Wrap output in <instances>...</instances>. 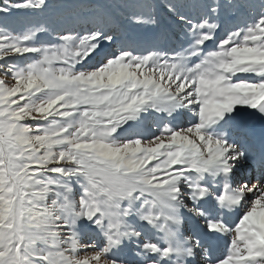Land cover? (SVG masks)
<instances>
[{
    "label": "snow or ice",
    "instance_id": "snow-or-ice-1",
    "mask_svg": "<svg viewBox=\"0 0 264 264\" xmlns=\"http://www.w3.org/2000/svg\"><path fill=\"white\" fill-rule=\"evenodd\" d=\"M0 264H264V0H0Z\"/></svg>",
    "mask_w": 264,
    "mask_h": 264
},
{
    "label": "trees",
    "instance_id": "trees-1",
    "mask_svg": "<svg viewBox=\"0 0 264 264\" xmlns=\"http://www.w3.org/2000/svg\"><path fill=\"white\" fill-rule=\"evenodd\" d=\"M52 4L54 6H61V5H64V4H69V3H74L76 2V0H69V1H65V0H51ZM24 18L23 17H14L13 20L14 21H22ZM14 26L19 28V27H22V24L21 23H14Z\"/></svg>",
    "mask_w": 264,
    "mask_h": 264
},
{
    "label": "rangeland",
    "instance_id": "rangeland-1",
    "mask_svg": "<svg viewBox=\"0 0 264 264\" xmlns=\"http://www.w3.org/2000/svg\"><path fill=\"white\" fill-rule=\"evenodd\" d=\"M65 1H69V0H65Z\"/></svg>",
    "mask_w": 264,
    "mask_h": 264
}]
</instances>
